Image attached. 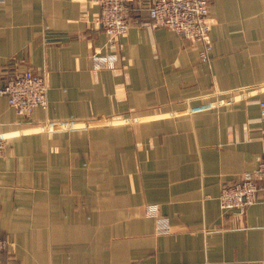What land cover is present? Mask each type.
Wrapping results in <instances>:
<instances>
[{
	"label": "crops",
	"instance_id": "obj_1",
	"mask_svg": "<svg viewBox=\"0 0 264 264\" xmlns=\"http://www.w3.org/2000/svg\"><path fill=\"white\" fill-rule=\"evenodd\" d=\"M152 1L128 0L116 50L101 0L0 2V86L29 68L49 83L28 117L0 94V264H264V202L220 205L264 160V0H212L208 62L148 24ZM60 122L80 127L40 128Z\"/></svg>",
	"mask_w": 264,
	"mask_h": 264
},
{
	"label": "built area",
	"instance_id": "obj_2",
	"mask_svg": "<svg viewBox=\"0 0 264 264\" xmlns=\"http://www.w3.org/2000/svg\"><path fill=\"white\" fill-rule=\"evenodd\" d=\"M4 0H0L3 2ZM212 0H153L149 6V25L161 26L176 31L184 38L201 41L203 47L200 58L209 61L212 49L209 34L211 30L210 4ZM131 10L128 0H101V9L96 17V24L101 26L107 35V44L119 49V39L130 26ZM119 53H95V68H114ZM49 83L46 76L34 69L14 70L7 75L0 86V94L5 95L11 106L22 116H31L36 107H47ZM261 115L264 118V101L261 102ZM80 127L75 122L45 123L42 130L55 128L72 129ZM8 145L7 138L0 136V158ZM256 202H264V160L253 171L246 173L241 180L223 184L220 192V205L223 209L238 208L245 210ZM158 208L148 205L146 212L155 216ZM160 233L170 231V226L160 220ZM10 245L7 238L0 236V253Z\"/></svg>",
	"mask_w": 264,
	"mask_h": 264
},
{
	"label": "rangeland",
	"instance_id": "obj_3",
	"mask_svg": "<svg viewBox=\"0 0 264 264\" xmlns=\"http://www.w3.org/2000/svg\"><path fill=\"white\" fill-rule=\"evenodd\" d=\"M5 238H7V237H5ZM8 239V238H7ZM8 241L10 242V240L8 239Z\"/></svg>",
	"mask_w": 264,
	"mask_h": 264
}]
</instances>
